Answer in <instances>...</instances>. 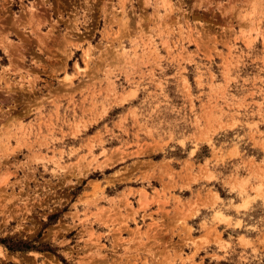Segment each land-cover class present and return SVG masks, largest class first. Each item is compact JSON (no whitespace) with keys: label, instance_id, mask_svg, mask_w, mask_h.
<instances>
[{"label":"rangeland","instance_id":"374dc122","mask_svg":"<svg viewBox=\"0 0 264 264\" xmlns=\"http://www.w3.org/2000/svg\"><path fill=\"white\" fill-rule=\"evenodd\" d=\"M2 238L264 264V0H0Z\"/></svg>","mask_w":264,"mask_h":264},{"label":"trees","instance_id":"16d2710c","mask_svg":"<svg viewBox=\"0 0 264 264\" xmlns=\"http://www.w3.org/2000/svg\"><path fill=\"white\" fill-rule=\"evenodd\" d=\"M0 243L3 244L8 250H28L32 249L34 246L29 242L21 240H12V239H0Z\"/></svg>","mask_w":264,"mask_h":264},{"label":"bare ground","instance_id":"6f19581e","mask_svg":"<svg viewBox=\"0 0 264 264\" xmlns=\"http://www.w3.org/2000/svg\"><path fill=\"white\" fill-rule=\"evenodd\" d=\"M168 2V1H167ZM167 4V3H166ZM173 10V9H172ZM86 58V57H85ZM6 148V147H5Z\"/></svg>","mask_w":264,"mask_h":264}]
</instances>
